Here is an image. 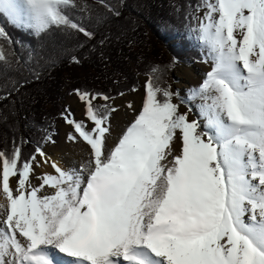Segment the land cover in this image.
<instances>
[{
	"label": "snow or ice",
	"instance_id": "snow-or-ice-1",
	"mask_svg": "<svg viewBox=\"0 0 264 264\" xmlns=\"http://www.w3.org/2000/svg\"><path fill=\"white\" fill-rule=\"evenodd\" d=\"M77 9L91 15L86 0H0V16L19 30L91 39ZM200 12L184 38L211 71L187 98L160 86L173 58L149 67L142 108L114 144V98L75 90L85 119L62 116L69 141L88 147L78 167H60L39 146L27 160L18 146L0 151V264H264V0H199ZM0 41L13 44L2 25ZM43 165L55 174L32 186ZM45 188L54 192L39 195Z\"/></svg>",
	"mask_w": 264,
	"mask_h": 264
},
{
	"label": "trees",
	"instance_id": "trees-1",
	"mask_svg": "<svg viewBox=\"0 0 264 264\" xmlns=\"http://www.w3.org/2000/svg\"><path fill=\"white\" fill-rule=\"evenodd\" d=\"M198 2L86 0L91 15L78 9L71 15L93 34L91 39L56 28L37 37L0 16L13 41L11 46L0 41L7 56L0 67V151L10 156L18 146L27 160L38 146L52 143L65 113L64 101L76 89L117 98L138 88L139 77H148L152 65H170L173 58L184 64L201 61L200 50L184 38L189 23L195 25L190 17L197 14ZM170 76L166 70L161 87L170 85Z\"/></svg>",
	"mask_w": 264,
	"mask_h": 264
},
{
	"label": "rangeland",
	"instance_id": "rangeland-1",
	"mask_svg": "<svg viewBox=\"0 0 264 264\" xmlns=\"http://www.w3.org/2000/svg\"><path fill=\"white\" fill-rule=\"evenodd\" d=\"M203 13H197L196 16H202ZM198 23L195 20V25ZM165 52V51H164ZM169 58V57H167ZM201 61H191L189 64L184 63H176L174 70H170L171 76L169 78V84L171 85V89L173 92L179 91L181 98H187L189 94V90L198 87L204 80L207 72L211 71V64L204 63ZM148 77H139V87L135 89L132 93L123 94L117 98H114L110 101V104L114 105L118 110L113 113L112 120H118L121 123L122 130L124 131L127 124L134 120L135 116L139 113L142 108V103L145 96V82ZM103 101H98L97 103L102 104ZM173 103L179 105V111L181 113H187L189 121L196 120L197 114L195 110L189 111L188 107L181 103V100L173 97ZM194 104L201 103V101L197 100L193 102ZM131 104L133 107L130 109L128 105ZM65 110H70L71 113L74 114V118L76 120H84V109L83 105L78 99L77 95L67 96L64 104ZM88 123V127H91L90 122ZM73 131L72 127H70L65 120L62 118L57 123V137L54 139V143H48L43 148V151L47 156H54L56 153H63L67 146L73 142L69 141L68 134ZM76 144V142H75ZM177 146H179V142H177ZM179 151V148H177ZM37 159H41L37 156ZM40 172L39 167H35L34 174L30 177L32 186H39L41 181L38 179V175ZM15 182L13 183L15 186L17 185V179L15 177L12 178ZM16 194V193H15Z\"/></svg>",
	"mask_w": 264,
	"mask_h": 264
},
{
	"label": "bare ground",
	"instance_id": "bare-ground-1",
	"mask_svg": "<svg viewBox=\"0 0 264 264\" xmlns=\"http://www.w3.org/2000/svg\"><path fill=\"white\" fill-rule=\"evenodd\" d=\"M131 120L127 126L132 122ZM112 125V137L109 140L110 144H114L117 141V138L122 134L123 130L121 127V123L118 120H111ZM126 126V127H127ZM179 148V146H177ZM51 161L57 162L60 167L62 168H71V167H78L80 162L83 159H86L88 157V147L83 142H76V144L73 142L67 146V148L64 150L63 153H56L54 156H48ZM40 172L38 177H42L45 173L48 174H55L54 170L49 167L48 165L40 166ZM40 180V179H39ZM15 181L10 178V185L13 189L16 188V186L13 184ZM54 192L53 189L45 188L44 190L39 193V195H49ZM15 195V192H14ZM7 208V200L3 195L2 190H0V219L3 218V212Z\"/></svg>",
	"mask_w": 264,
	"mask_h": 264
}]
</instances>
